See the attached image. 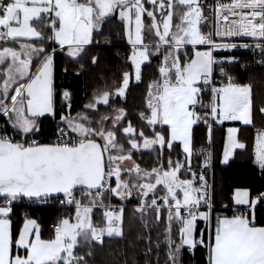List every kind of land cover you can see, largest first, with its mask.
<instances>
[{
  "label": "snow or ice",
  "instance_id": "snow-or-ice-1",
  "mask_svg": "<svg viewBox=\"0 0 264 264\" xmlns=\"http://www.w3.org/2000/svg\"><path fill=\"white\" fill-rule=\"evenodd\" d=\"M176 7L186 9L178 23ZM111 18L119 19L131 45L125 59L132 71L72 115L70 90H55V58L79 62L90 48L110 44L103 34ZM237 49L258 50L257 63L264 65V0H0V264H88L75 249L105 234L123 238L126 208L111 201L134 195L133 220H166L155 244L149 236L140 253L145 264H160L161 251L164 264H185V253L198 247L206 249L207 264H264V221L257 219L264 192L253 197L249 189H235L233 214H217L213 223L209 186L202 173L197 182L192 168L197 154L204 168L211 163L203 146L196 152V127L204 125L210 143L214 125L231 121L256 127L253 163L264 174V98L257 127L252 86L227 70L240 63ZM153 56L157 75L147 86L139 127L123 107L99 115L100 104L126 98L133 74L142 81V65ZM98 62L97 53L92 64ZM44 119L53 121L54 139H39ZM240 131L227 128L222 164L247 148ZM144 150L155 153L151 168L134 159ZM182 172L190 178L181 179ZM53 199L74 208V217L54 225L53 238L43 239L32 218L13 234L15 202ZM95 208L104 210V227L93 223Z\"/></svg>",
  "mask_w": 264,
  "mask_h": 264
},
{
  "label": "trees",
  "instance_id": "trees-1",
  "mask_svg": "<svg viewBox=\"0 0 264 264\" xmlns=\"http://www.w3.org/2000/svg\"><path fill=\"white\" fill-rule=\"evenodd\" d=\"M174 23L182 13L183 8L176 7L174 9ZM159 16V13H157ZM105 36L110 35L111 43L102 45L101 47H92L89 52L81 58L79 62L57 55L55 58L54 69V85L55 90H70L72 93V108L71 113L75 115L85 104L89 102L95 93H102L106 90H114V86L120 82V78L124 71H131L130 62L125 59L130 55L131 47L126 41L123 27L118 18H111L104 26ZM97 39H102L97 36ZM99 54V62L92 64V56ZM240 63L234 66H229L228 71L239 83H248L253 88L254 105V121L258 127L262 121L260 119L259 107H261V99L264 98V67L258 66L254 59L252 51L246 52L243 57L239 58ZM158 58L153 56L150 63L142 65V81H130L129 88L126 92V98H116L110 101L109 105H99V115H111L113 109L123 107L128 113V120L133 121L137 127V117L139 112L145 109V98L147 95V86L149 82L157 75L156 66ZM81 65L83 67L81 68ZM66 70V71H65ZM57 109L60 107V99H56ZM128 121H125L127 124ZM0 124L4 125V120L0 118ZM53 121L50 119L43 120V135L39 138L46 140L55 131L52 126ZM239 137L248 146L246 149L236 151L233 159L226 165L220 162L224 138L226 133V125H216L213 130L212 147H213V177H212V197L215 212H222L225 215L231 216L233 207V192L236 188H246L250 190V194L254 197L258 192H264V174L260 172L257 166L253 163L252 148L254 140V131L256 127L240 126ZM9 131H11L9 129ZM195 149L199 153L202 146L207 143V129L204 125L196 127L195 133ZM155 153L144 150L138 152L134 159L141 164L142 168H151L155 162ZM175 159V155L173 156ZM204 156L194 155L192 157V168L196 171L202 163ZM183 159V156L180 157ZM181 179L190 178V175L182 172ZM197 175V182L198 181ZM162 192L158 191L157 195ZM107 203V201H106ZM113 205H122L126 208L123 222V238L108 237L104 235L100 242L90 241V243L80 244L75 252L77 255H82L88 261V264H133V261L138 259L139 264H145V257L140 253L146 250L151 241L155 244L159 233H163L166 220L161 221L158 225L155 220H151V213L147 214L150 223L145 225L139 220H133V209L139 203L135 195L126 201H120L113 198ZM228 205L225 210L222 206ZM31 218L38 221L41 226V235L44 239L53 238V229L50 228L51 223L57 222L61 218L69 216L74 217V208L69 207L54 208L51 206L33 207L27 210ZM20 210H15L11 216L13 221L12 230L15 235L21 228L23 220L20 217ZM165 217L167 213L165 212ZM97 220L98 226L103 227L105 224L103 218V209L95 208L92 216L93 223ZM257 219L264 221V210L257 213ZM203 227V224H201ZM142 237V239H141ZM91 253V255H89ZM155 259V257H151ZM185 264H207V251L203 247H198L194 255H189L187 252L184 255ZM160 264H164V255L161 251Z\"/></svg>",
  "mask_w": 264,
  "mask_h": 264
},
{
  "label": "built area",
  "instance_id": "built-area-1",
  "mask_svg": "<svg viewBox=\"0 0 264 264\" xmlns=\"http://www.w3.org/2000/svg\"><path fill=\"white\" fill-rule=\"evenodd\" d=\"M209 3L212 2V0H208ZM224 2H228V0H224ZM205 12L207 13V9H205ZM205 30H207L205 28ZM244 39H248V38H244ZM217 73H218V70H217ZM215 80H216V83L217 85H219V83L222 82V79L217 75L215 77ZM217 124L214 125V127L216 126ZM0 126H3L0 124ZM10 132V131H9ZM40 139V138H39ZM49 139H54V137L51 135L49 137L46 138L45 141L49 140ZM203 150L207 153H210L211 154V163L210 165L207 167V168H204L203 166V162H204V158L202 160V163L198 166L196 172H197V175L199 176L201 173L205 176V180L207 182V185L209 186V190H210V194L212 196V177H213V147H212V140L211 142L209 143L208 141V137H207V143L206 145L204 146ZM43 206H51V207H54V208H62V206L60 205L59 203V200L57 199H53V200H50L49 202L47 203H33L31 201H28V200H21V201H17L15 202L14 204V211L17 209V210H20V217L22 220H24L25 218H31L30 216V213L27 211L29 210L30 208H33V207H43ZM115 208L118 210L120 205H114ZM63 207H67V206H63ZM104 211V210H103ZM14 213V212H13ZM57 222L55 223H51L49 226L51 229H53L54 225L56 224Z\"/></svg>",
  "mask_w": 264,
  "mask_h": 264
},
{
  "label": "crops",
  "instance_id": "crops-1",
  "mask_svg": "<svg viewBox=\"0 0 264 264\" xmlns=\"http://www.w3.org/2000/svg\"><path fill=\"white\" fill-rule=\"evenodd\" d=\"M248 51H249V50H245V49H237V50H235V54H236V56H237L238 59H239V58L243 57V55H244L246 52H248ZM260 58H261V57H260V54L255 55V52H254V59H255L256 64H257L258 66L264 67V65H261V64L257 63V61H258ZM134 83H136V82H134ZM224 124L226 125L225 138H226V135H227V128H228V127H238V128H239L240 126H245V125L241 124L240 122H231V121H226V122H224ZM217 125H219V124H217ZM255 131H256V129H255ZM255 131H254V136H255ZM225 138H224V140H225ZM253 144H254V140H253ZM223 147H224V145H223ZM239 150H240V149H237V150H235V152H236V151H239ZM234 154H235V153H234ZM233 157H234V155H233ZM233 157L230 158V161L233 159ZM222 158H223V151H222V156H221L220 162H221ZM230 161H229V162H230ZM221 164H222V163H221ZM222 165H226V164H222ZM236 189H238V188H236ZM239 189H246V188H239ZM233 195H234V192H233ZM181 198H182V196H181ZM217 214L225 215V214L222 213V212H215V213L213 214V223H214V220H215V216H216Z\"/></svg>",
  "mask_w": 264,
  "mask_h": 264
},
{
  "label": "rangeland",
  "instance_id": "rangeland-1",
  "mask_svg": "<svg viewBox=\"0 0 264 264\" xmlns=\"http://www.w3.org/2000/svg\"><path fill=\"white\" fill-rule=\"evenodd\" d=\"M183 10H186V9H183ZM182 14V13H181ZM180 14V15H181ZM157 17L159 18V16L157 15ZM179 22V20H177V22L176 23H178ZM126 37V36H125ZM126 41H127V37H126ZM127 43H128V41H127ZM128 45H130L129 43H128ZM130 47H131V45H130ZM181 52L183 53V49H181ZM253 53L255 52V55H258L259 54V51L258 50H255V51H252ZM132 71V70H131ZM130 71V72H131ZM131 81L132 82H137L136 80H135V78H134V74L132 75V78H131ZM109 127H111V125H109ZM93 214H94V210H93V213H92V216H93ZM32 219H34V218H32ZM73 222H74V220H73ZM23 223H24V220H23V222H22V224H21V228H22V226H23ZM94 224L95 225H97L98 226V222H97V220H96V218H95V220H94ZM106 225V222H105V224H104V226ZM40 226V225H39ZM103 226V227H104ZM99 227V226H98ZM20 228V229H21ZM40 229H41V226H40ZM53 234H54V230H53V232H52ZM106 235V234H105ZM44 239V238H43ZM82 244V243H81ZM15 251H16V249H15V245H13V253H15ZM21 255H23V250H21Z\"/></svg>",
  "mask_w": 264,
  "mask_h": 264
}]
</instances>
